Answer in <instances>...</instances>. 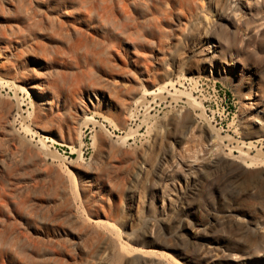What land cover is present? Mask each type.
Wrapping results in <instances>:
<instances>
[{
    "label": "rangeland",
    "instance_id": "1",
    "mask_svg": "<svg viewBox=\"0 0 264 264\" xmlns=\"http://www.w3.org/2000/svg\"><path fill=\"white\" fill-rule=\"evenodd\" d=\"M115 1L0 0V264H264V0Z\"/></svg>",
    "mask_w": 264,
    "mask_h": 264
},
{
    "label": "bare ground",
    "instance_id": "2",
    "mask_svg": "<svg viewBox=\"0 0 264 264\" xmlns=\"http://www.w3.org/2000/svg\"><path fill=\"white\" fill-rule=\"evenodd\" d=\"M134 3H133V2ZM140 0H131L130 2H132L133 4V6H132V8H134V7H136V6H138L139 4H137L138 2H139ZM167 2H173V3H175V2H177L178 3V5H179V8L180 9H176V10H178V11H181L182 9H183V5L185 4V0H166ZM126 2H127V0H116L115 1V3L118 5V3H120L119 5L121 6V8H117V9H122L125 13H127L128 12V5L126 4ZM114 3V2H113ZM128 3V2H127ZM115 4V5H116ZM131 4V3H130ZM114 5V4H113ZM111 8H112V6H111ZM147 8V7H146ZM171 8H173V7H171ZM115 9V8H114ZM149 10H151V11H153L152 12V14H156L155 15V18L156 19H158V15H163V16H168L169 14L171 15V13H172V11H171V9H164V10H158L157 8H156V6H155V4L154 3H152V6H150V8H148ZM119 11V10H118ZM117 11V12H118ZM122 12V11H121ZM109 13H111V11L109 12ZM113 14V13H112ZM111 14V15H112ZM123 14V13H122ZM115 16V15H114ZM128 16V15H127ZM158 16V17H157ZM116 17H114V19H115ZM129 19V18H128ZM116 21V20H115ZM135 23V22H134ZM156 24L158 25V23H157V21H156ZM136 25V24H135ZM124 26V25H123ZM133 26V25H132ZM139 26H140V24H139ZM157 27V26H156ZM123 27H121L120 29H122ZM125 28H126V26H125ZM209 53H211V52H209ZM213 59V58H212ZM212 61V63L213 62H217V59H215L214 58V60H211ZM219 67V66H218ZM18 82V81H17ZM16 88L17 89H19L20 88V86L19 85H17L16 86ZM29 89H30V91L32 92V93H34V95L39 99V100H41L42 101V104L41 105H46V106H52L53 104H54V99L52 98V97H50L49 95H48V90L43 86V85H39V84H37V83H33L32 85H30L29 86ZM161 91V90H160ZM148 96H150V95H153V94H155V96L157 95L156 93H155V90H145L144 91ZM147 97V96H146ZM95 98L97 99V100H100V99H98V97H96L95 96ZM142 98V97H141ZM101 99H103V97L101 98ZM140 100V99H139ZM188 100H190V101H192V102H194V103H196V101H195V99H193V98H188ZM188 103H190V102H188ZM137 104V103H136ZM191 104V103H190ZM197 104V103H196ZM138 106V105H137ZM193 106V105H192ZM132 115V114H131ZM90 119H93L94 120V118H92V117H90ZM121 138V137H120ZM83 139V138H82ZM225 139V138H224ZM42 142V141H41ZM43 143V142H42ZM43 146H45V144H43ZM45 148V147H44ZM48 148V147H47ZM53 156V155H52ZM205 247L203 248V249H210L211 247H210V245H208V244H205L204 245ZM153 250H151L150 252H152ZM173 260L176 262V264H182L179 260H177V258H175V257H173Z\"/></svg>",
    "mask_w": 264,
    "mask_h": 264
}]
</instances>
